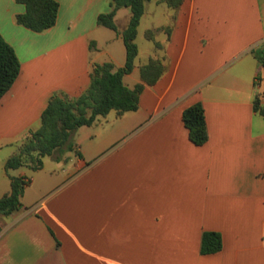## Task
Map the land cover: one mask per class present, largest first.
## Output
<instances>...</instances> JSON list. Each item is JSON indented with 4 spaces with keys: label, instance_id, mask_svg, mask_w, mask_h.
Here are the masks:
<instances>
[{
    "label": "crops",
    "instance_id": "crops-1",
    "mask_svg": "<svg viewBox=\"0 0 264 264\" xmlns=\"http://www.w3.org/2000/svg\"><path fill=\"white\" fill-rule=\"evenodd\" d=\"M56 1L54 26L36 33L16 22L24 5L0 0V36L20 63L0 99V198L10 177L30 179L22 207L0 215V264H264V68L253 54L264 50V0L146 2L123 83H140L150 57L165 70L138 109L80 127V157L6 171L52 95L76 98L93 64L125 63L120 35L97 25L110 0ZM129 18L127 8L116 12L119 32ZM142 25L143 35L157 30L159 49L137 43ZM195 103L208 134L202 146L182 122ZM203 232L220 234L221 251L200 254Z\"/></svg>",
    "mask_w": 264,
    "mask_h": 264
},
{
    "label": "trees",
    "instance_id": "trees-1",
    "mask_svg": "<svg viewBox=\"0 0 264 264\" xmlns=\"http://www.w3.org/2000/svg\"><path fill=\"white\" fill-rule=\"evenodd\" d=\"M24 5L25 12L16 16V22L26 29L40 33L54 26L58 13L56 0H15ZM150 0H110V11L97 17V25L120 35L125 48L123 67L114 70L111 63L93 64L88 88L76 98L54 94L40 117V127L30 134L29 139L10 156L5 169L15 170L28 167L31 172L39 171L42 159L53 157L58 160L64 152L74 151L80 157L76 145L72 142L74 132L80 127L91 126L97 117H104L115 111L118 116L138 109L139 97L147 86H153L164 73V66L158 59L149 58L139 69L140 83L132 89L123 83V77L130 74L138 55L136 45L137 28L144 14V5ZM183 0H159L170 9H177ZM127 8L130 18L126 28L119 32L114 23V16L119 9ZM153 40L151 31L146 33ZM154 47L160 45L154 42ZM254 56L264 68V50L253 51ZM20 72L19 60L12 49L0 36V99L10 90ZM257 110V103L254 105ZM264 115V107L261 108ZM182 122L188 131L189 140L195 146L207 142L204 110L200 103H195L182 113ZM10 192L0 198V215L8 216L18 211L20 199L30 184L27 177H10ZM222 239L219 233L203 232L200 239V254L210 255L221 251Z\"/></svg>",
    "mask_w": 264,
    "mask_h": 264
},
{
    "label": "rangeland",
    "instance_id": "rangeland-1",
    "mask_svg": "<svg viewBox=\"0 0 264 264\" xmlns=\"http://www.w3.org/2000/svg\"><path fill=\"white\" fill-rule=\"evenodd\" d=\"M158 1H159V0H158ZM142 26H143V27H142V29H141V33H140V35H139L138 38H137V43L141 45V44H147L146 41H150V42H153V44H154V36H155V34L157 33V30H155V31L147 30V31L144 32V35H143V30H145V29H144V25H142ZM148 31H151V32H152V34H153V40H149V39H148V37H147V35H146V33H147ZM150 58H153V57H150ZM154 59H156V58H154ZM147 61H148V60H147ZM147 61H146V62H147ZM146 62H145V63H146ZM145 63H144V64H145ZM144 64H143V65H144ZM139 69H140V68H139ZM263 97H264V91H263ZM77 130H78V129H77ZM77 130L74 132V134H73V136H72V139H71L74 145H76L74 140H75V134H76ZM67 153H69V151L64 152V155H66ZM54 162H55V160H54ZM38 176H40V175H36V174L33 175V177H35V178H38ZM31 192H32V189H29V190L27 191L26 195H25V198H27V197H26L27 194L30 195Z\"/></svg>",
    "mask_w": 264,
    "mask_h": 264
}]
</instances>
